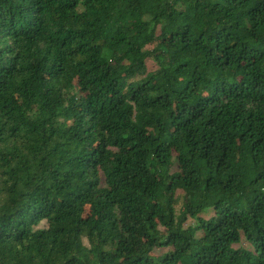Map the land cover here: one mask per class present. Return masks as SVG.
I'll return each mask as SVG.
<instances>
[{
    "label": "trees",
    "instance_id": "1",
    "mask_svg": "<svg viewBox=\"0 0 264 264\" xmlns=\"http://www.w3.org/2000/svg\"><path fill=\"white\" fill-rule=\"evenodd\" d=\"M0 264H264V0H0Z\"/></svg>",
    "mask_w": 264,
    "mask_h": 264
},
{
    "label": "rangeland",
    "instance_id": "2",
    "mask_svg": "<svg viewBox=\"0 0 264 264\" xmlns=\"http://www.w3.org/2000/svg\"><path fill=\"white\" fill-rule=\"evenodd\" d=\"M148 66H149V69L150 70H154L155 69V65H154V63L152 61L149 62ZM68 96H70V95L68 94ZM173 171H177V168L174 167L173 168ZM177 195L179 196V204L177 205V210H178L181 207V205H182V199H181V197L183 195V192L178 191L177 192ZM213 215H214L213 210H210L208 212L203 213L201 215V217L204 218V219H209ZM195 224H196V220L195 219H192V218H189L188 221H187L186 227H188L190 225H195ZM46 226H47L46 223H42L41 224V227H46ZM234 248H236V249L237 248H244V249H249L250 250L251 249V246L247 242V240L245 239V237H243L241 243H239L237 245H234ZM170 250H171V248H159V249L156 250L155 254L158 255V256L159 255H163V254L167 253Z\"/></svg>",
    "mask_w": 264,
    "mask_h": 264
}]
</instances>
